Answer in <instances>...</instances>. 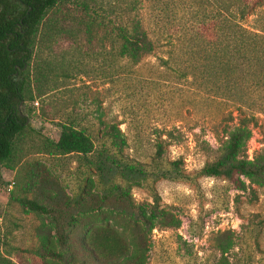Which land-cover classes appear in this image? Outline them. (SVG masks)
I'll return each instance as SVG.
<instances>
[{
	"label": "rangeland",
	"instance_id": "obj_1",
	"mask_svg": "<svg viewBox=\"0 0 264 264\" xmlns=\"http://www.w3.org/2000/svg\"><path fill=\"white\" fill-rule=\"evenodd\" d=\"M72 1L47 13L48 27L62 32L34 49L30 79L38 71L46 77L33 84V99L19 108L26 126L10 159L0 164V264H78L83 259L80 249L76 263L45 254L62 251L40 249L53 234L48 216L10 202L9 192L40 205L55 194L60 202H70L84 192L88 196L79 209L97 208L91 197H99L105 186L93 164L105 152L144 172L134 184L113 178L106 186L118 185L132 204L153 205L179 223L178 228L151 230L143 264H264V188L244 181L240 191L202 174L233 129L237 106L241 115L254 117L244 157L251 160L264 147V76L258 85H250L252 77H239L237 89L226 91L219 89L225 79L196 69L198 57L190 58L188 37L196 29L206 37L210 31L195 20L189 31L187 0H91L97 21L109 28L120 11L140 18L153 49L138 63L117 57V41L102 32L86 38V15ZM125 3H134L133 10ZM62 124L90 138L91 154L44 151L45 144L57 140ZM107 129L118 131V146L104 137ZM113 197L109 207L78 216V228L69 232L81 236L87 224L115 223L119 214ZM227 238L231 249H216ZM67 250L73 254L76 249Z\"/></svg>",
	"mask_w": 264,
	"mask_h": 264
},
{
	"label": "trees",
	"instance_id": "obj_2",
	"mask_svg": "<svg viewBox=\"0 0 264 264\" xmlns=\"http://www.w3.org/2000/svg\"><path fill=\"white\" fill-rule=\"evenodd\" d=\"M69 2L71 0H0V164L10 159L14 141L26 126V119L19 108L33 99V84L41 83L46 77L38 71L30 79L28 67L34 49L39 41L62 32L48 27L47 13L58 4ZM72 2L86 15L83 22L86 38L91 39L97 32H102L103 37L117 41V57L131 63H138L152 52V42L138 16L128 18L120 11V16L109 28L103 25V21H97L91 0ZM187 3L191 10L186 20L190 22L189 31L193 30L195 22L208 24L210 31L206 37L196 29L188 37L193 44L188 48V54L192 59L198 57L196 69L203 74L211 71L218 80L225 79L224 88L220 86V90L237 89L239 77H252L254 81L250 85H258L264 76V0H187ZM131 4L134 7V3H125L124 7L131 6L133 10ZM239 109L237 106L236 123L227 132L218 156L203 167L202 174L221 178L240 191L244 189V181L264 188V147L251 160L244 157L254 117L241 115ZM116 134L109 129L103 133L115 147L120 144V141L118 144L115 141ZM43 149L54 156H87L93 151V144L83 131L71 124H62L57 140L45 144ZM156 157L159 155L156 154ZM93 169L105 186L99 197H91L99 204L97 208L88 211L79 209L88 196L84 192L74 196L70 202H60L55 194L46 198L47 205H40L34 200L15 196L10 191L9 201L26 211L48 216L53 234L45 238L40 249L62 250L58 254L46 251L49 257L76 263L77 249H80L83 259L78 264H100V260L103 264H143L151 230L157 227L178 228V221L153 205L146 208L132 204L126 193L114 183L106 186L108 180L113 178L129 184L142 180L144 172L140 166L127 164L116 155L105 152L98 154ZM113 195L116 203L113 210L119 214L115 223L112 219H105L101 226L87 224L81 236L69 232L78 228V216L109 207ZM70 207L74 208L73 213ZM109 222L113 225L110 226ZM231 247L228 238L218 241L216 245L219 250ZM67 249L76 250L71 254ZM117 249L119 253H116ZM125 249H132L131 253Z\"/></svg>",
	"mask_w": 264,
	"mask_h": 264
}]
</instances>
